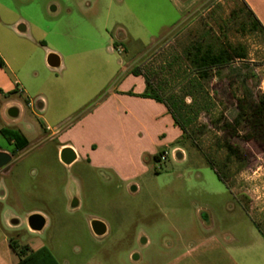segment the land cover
<instances>
[{
    "label": "rangeland",
    "instance_id": "1",
    "mask_svg": "<svg viewBox=\"0 0 264 264\" xmlns=\"http://www.w3.org/2000/svg\"><path fill=\"white\" fill-rule=\"evenodd\" d=\"M246 16L241 0H201L184 17L170 0H0V77L83 78L100 92L118 84L108 78L116 69L123 78L131 60L164 95L185 100L201 148L187 137L167 144L165 158L147 156L149 172L130 181L85 156L67 165L61 131L30 128L28 107L19 121L9 117L1 88L0 128L21 129L29 143L16 149L0 132V149L12 155L0 168V227L20 244L47 246L60 264H129L131 251L152 254L158 238L178 236L218 241L243 264H264V141L250 127L253 102L264 96V34L245 25ZM207 32L204 42L217 37L248 55L195 78L183 50ZM47 46L63 55V73L48 64ZM80 102L66 101V113ZM34 213L46 218L41 231L29 227ZM93 219L107 224L105 235L94 233Z\"/></svg>",
    "mask_w": 264,
    "mask_h": 264
},
{
    "label": "crops",
    "instance_id": "2",
    "mask_svg": "<svg viewBox=\"0 0 264 264\" xmlns=\"http://www.w3.org/2000/svg\"><path fill=\"white\" fill-rule=\"evenodd\" d=\"M200 1L170 0L181 17ZM244 1L264 26V0ZM89 8L98 10L97 6ZM108 13V9L105 10L104 14ZM103 27L105 29L107 25L103 24ZM118 46L123 47V51L117 50L119 53H128L123 42L114 41V47ZM51 50L46 47L47 58ZM59 59L60 65L51 67L61 68L63 73L67 65L61 53ZM128 63L131 64L125 69L123 78H118V69L112 74V78H108L110 82L112 80L118 84L111 88L105 87L107 89L100 92L95 91L94 87L91 89L83 78H18L15 75L11 82L0 77V91L3 88L4 96H10L6 102V114L19 121L26 117L28 107L33 115L28 124L30 128L35 129L40 125L46 130L54 129L53 134L61 131L58 154L70 147L76 153L74 161L85 156L97 166L112 169L125 181L141 177L150 170L146 157L153 159L161 151L167 154L166 149H162L163 146L177 145L182 131L165 103L142 96L146 90L145 76L133 73V62L129 60ZM12 94L16 96L12 98ZM33 97L38 99L37 105L32 101V104L30 101L27 103V99ZM72 99H79L81 102L67 114L66 101ZM13 108L17 110L15 116L10 114ZM18 131L25 135L21 129ZM2 150L8 152L0 149ZM10 240L8 233L0 227V264H16L20 259L19 254L12 249ZM141 243L143 247H149L153 241L146 237L142 238ZM29 246L38 249L43 245L36 248ZM127 261L129 264H243L240 256L224 249L218 241L213 244H194L180 236L158 238L157 251L144 255L133 250L128 253Z\"/></svg>",
    "mask_w": 264,
    "mask_h": 264
},
{
    "label": "trees",
    "instance_id": "3",
    "mask_svg": "<svg viewBox=\"0 0 264 264\" xmlns=\"http://www.w3.org/2000/svg\"><path fill=\"white\" fill-rule=\"evenodd\" d=\"M241 1L247 15L243 23L245 25H249L251 29L259 30L264 34V26L262 25V23L247 5V3L244 0ZM234 11L236 10H233L232 13H234ZM208 36L209 33L207 32L205 33V35H202L199 40L195 41L193 44L183 50L182 58L189 62V65L194 73L193 77L207 78L210 75L211 69L227 65L236 58L245 59L247 57L248 53L244 46L234 45L230 42H227L225 44L221 39L217 37H215L214 43L204 42V40ZM0 65H4V61L1 57ZM132 72L135 74H143L145 76L146 90L142 94V96L154 98L157 101L163 102L167 105L176 124L182 131V136L178 140L177 144H179L184 137H187L196 147H198V150H201V148L192 139V134L189 128L192 122V118L186 111L185 100L183 98L178 99L175 95L172 94L168 96L164 95L162 87L154 84L150 77L146 75L140 69V67L133 68ZM263 107L264 96L262 104L259 110H257L259 115H261V110ZM1 133L10 143H13L15 145L16 149H21L29 143L27 137L18 130L2 128ZM229 151L233 155H236L237 153L231 147L229 148ZM163 154L164 152L161 151L155 154L153 156V159L155 161H160ZM202 154L206 157L204 153ZM207 160L217 173L219 179L226 184L222 172L214 165V162H212L210 159ZM10 245L12 249L20 256V259L16 264H60L52 251L45 245L41 246L38 249H32L28 244H20L13 238H11L10 240Z\"/></svg>",
    "mask_w": 264,
    "mask_h": 264
},
{
    "label": "water",
    "instance_id": "4",
    "mask_svg": "<svg viewBox=\"0 0 264 264\" xmlns=\"http://www.w3.org/2000/svg\"><path fill=\"white\" fill-rule=\"evenodd\" d=\"M23 29L24 26L20 25L19 30H23ZM47 62L52 67H58L60 65L59 56L56 53H50L47 58ZM10 114L13 116L17 115V110L15 108L11 109ZM60 156H61V160L67 165H70L76 159V153L70 147L64 148L61 151ZM178 156L181 157V153ZM11 160H12V155L10 153L5 151H0V168L8 165L11 162ZM13 222L17 223V220L14 219ZM28 223H29V227L32 230L40 231L44 228L46 224V220L42 214L34 213L29 216ZM91 225L96 235L99 236L104 235L107 231L106 224L99 219L92 220Z\"/></svg>",
    "mask_w": 264,
    "mask_h": 264
},
{
    "label": "flooded vegetation",
    "instance_id": "5",
    "mask_svg": "<svg viewBox=\"0 0 264 264\" xmlns=\"http://www.w3.org/2000/svg\"><path fill=\"white\" fill-rule=\"evenodd\" d=\"M263 101V96H260L256 101H254V105L251 108V123L250 127L252 128L255 136L260 135L261 139L264 141V107L262 108L261 115L258 114V111ZM240 110V109H239ZM240 118V113L234 117V120L237 122Z\"/></svg>",
    "mask_w": 264,
    "mask_h": 264
},
{
    "label": "built area",
    "instance_id": "6",
    "mask_svg": "<svg viewBox=\"0 0 264 264\" xmlns=\"http://www.w3.org/2000/svg\"><path fill=\"white\" fill-rule=\"evenodd\" d=\"M116 49L119 50V51H123V47L122 46H118ZM29 103L32 104L31 101Z\"/></svg>",
    "mask_w": 264,
    "mask_h": 264
}]
</instances>
